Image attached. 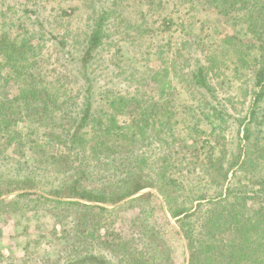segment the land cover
I'll list each match as a JSON object with an SVG mask.
<instances>
[{
	"label": "trees",
	"instance_id": "trees-1",
	"mask_svg": "<svg viewBox=\"0 0 264 264\" xmlns=\"http://www.w3.org/2000/svg\"><path fill=\"white\" fill-rule=\"evenodd\" d=\"M118 2H113L111 7L95 8L88 16L87 34L83 39L70 43L51 28L48 29L49 22L39 17L35 7L17 2L7 4L5 10L1 11L6 4L0 0V72L5 69L8 71L7 77L0 73V84L6 86L2 83L13 78L17 85V92L13 96L0 99V150L6 146L14 148V154L1 160L0 167L10 164L11 158L27 148L38 154L40 166L45 164L47 169H52L50 166H59L60 161H66L68 169L74 170L55 186L56 191L51 192L54 197L117 205L144 190H156L162 197V204L159 201L154 205L151 199L159 198L150 192L132 198L130 204L139 213L132 222V228L136 230L132 229L130 239H124L120 233L113 231L106 234L114 236L116 243L111 247L119 248L117 257L122 259L120 264H149L147 253L156 247L160 239L158 230L143 215L147 216L157 207L164 214L168 212L182 229L188 243L190 264H264V143L256 137L262 134L264 128V0H204V4H201L212 7L217 17L223 18L227 25L235 29V35L225 36L222 46L239 48L246 40H251L252 47L242 52L235 68L236 75L242 77L245 71L249 75L247 81L243 82L248 84L245 99L249 100L245 117L236 119L227 111L211 106L208 100L204 102L203 108L198 106V112L190 109L193 106H179L183 111L194 114L196 120L197 126L183 127L186 132L180 143L182 151L185 150L187 154L190 151L191 159L187 166L196 174L194 178L185 174L177 175L173 170L186 164V153H178L182 156L177 159L156 153L150 157L143 152L140 156L136 154L134 164L132 162L135 143L149 141L152 137L150 135L158 133L160 128L170 129L171 116L162 120L160 128L154 126L148 130L142 126V123H146L143 120L146 107L143 105V110L138 112L132 108L135 101L140 104L135 97L113 95L106 99L99 95L105 100L100 103L98 99L94 100L98 84V58L108 38L109 26L117 20L112 13L113 6ZM62 14L67 16L68 12L63 11ZM166 20L164 18L162 25L166 24V28L170 29L174 21ZM241 23L244 25L241 26ZM50 42L54 43L53 49L60 53L56 60L64 62L56 75L49 73V68H44L49 62L43 50H46V44ZM212 61L209 58L208 63L203 64L197 59L195 68L177 80L179 83L187 80L197 92L206 93L217 102L214 87L208 77L209 72L217 68ZM168 75L167 68L162 69V74H157L159 99H150L154 106L167 101L163 99L171 95L169 90L173 83L167 80ZM176 92L175 87L174 94ZM31 103L35 105L34 109ZM123 116H128L130 120L127 125L119 122V117ZM229 119L239 123V134L243 132L241 151L230 161L225 153L218 150L217 144L211 145L209 140L202 142L197 139L206 133L199 129L201 123H206L213 135ZM182 122L186 126V122ZM253 126L257 127L256 131ZM163 139L162 143H167ZM54 143L55 151L51 150ZM205 150L203 157L202 152ZM92 160L96 161L95 167L98 165L105 170L127 168L121 173L120 187L95 184L94 172L87 170ZM76 163L79 166L75 167ZM26 168L31 169L29 174H33L34 168L28 164ZM2 182L0 180V197L16 190L35 187L27 179L15 181L17 184L14 188L3 186ZM189 182H196L197 185L204 183L205 186L211 182L220 186V192L217 196L201 195L186 205L180 199ZM121 189L124 190L120 192ZM31 197L25 194L18 199L31 203L37 201ZM37 198L86 209L88 215H95L93 217L101 218L100 212H111L106 208L80 202H63L41 196ZM144 200L147 201V208L142 207ZM20 203L18 200H0V217L11 210L20 213ZM96 210L99 213H94ZM83 223V220H78L76 237L69 241L56 260H46L45 264H111L97 252H86L82 248L85 238L82 235L86 232L81 228ZM98 227L101 229L104 225L99 224ZM217 235H226L224 242L220 244ZM22 264L28 263L24 261Z\"/></svg>",
	"mask_w": 264,
	"mask_h": 264
},
{
	"label": "rangeland",
	"instance_id": "rangeland-1",
	"mask_svg": "<svg viewBox=\"0 0 264 264\" xmlns=\"http://www.w3.org/2000/svg\"><path fill=\"white\" fill-rule=\"evenodd\" d=\"M91 1L94 2L91 3ZM115 1L4 0L6 5H2L4 7L1 8V11L5 10L7 4L17 2H23L32 8L35 7L39 17L49 22L47 24L48 29L51 28L54 33L73 43L75 40L83 39L89 31L87 20L93 10L100 6L111 7ZM119 1L113 6L112 13L113 18L117 17V20L115 19L116 21L114 20L109 26L108 38L99 54L96 73L98 84L95 87L94 100L98 99L100 103L101 100L113 95L126 98L135 97L140 104L135 101L132 108L138 112L143 110V105L146 107L143 110V120L146 123H142V126H146L148 130H152L154 126L156 129L160 128L163 119L167 116L172 117L169 123L170 129L162 130L160 128L158 133L153 132L150 135L152 137L149 141L135 143L132 152L133 164L136 154L140 156L143 152H146L150 157L156 153L160 156L165 154L167 157L171 155L177 159L186 153L185 150L180 149L181 140L185 137L183 133L186 132L183 127L187 128V125H190L193 128L196 125V120L194 114H190V111H183L184 109L180 108V105L193 106L190 109L198 112L200 109L198 106L203 108L204 102L208 100L211 106L221 111H227L236 119L241 120L247 115L249 100L246 101L245 94L248 91V84H243V82L247 81L249 75L245 71L240 77L236 75L235 68L236 61L242 52L252 47L250 45L251 40H246L239 48L222 46L221 43L225 36L231 37L235 35L236 31L227 25L223 18L217 17L212 7L201 5L204 4V0H148V3L146 0ZM63 11L68 12V15L64 16ZM164 18H167L166 21L169 19L174 21L171 22L170 29L166 28V24L162 25ZM242 25L244 24L241 23ZM53 44L52 42L46 44L47 48L43 50V55L49 62L45 64L44 68H49L48 72L56 75L62 69L61 66L64 62L63 60H60L61 62L56 60L57 57H60V53L53 49ZM209 58L217 67L208 74L217 96V102L210 99L206 93L197 92L187 80L180 83L177 80L179 76H184L189 70L195 68L197 59H200L203 64H207ZM164 68L169 70L167 80L173 83L169 90L171 95L163 99L167 101H161L154 106L150 99H159L157 89H159L160 84L157 81V74L159 72L162 74ZM7 72L5 69L0 73L7 77ZM8 81L2 83L6 86L0 84L1 100L5 97H11L17 92V85L13 78L12 80L9 78ZM175 87L177 89L176 94H174ZM99 95H103L105 98H100ZM31 106L33 109L35 108L33 103ZM129 121L128 116L119 117V122L122 125H127ZM182 121L186 122V126ZM256 126L252 127L254 131L257 130ZM199 129L205 130L206 133L196 137L198 141L209 140L211 145L217 144L218 150L227 155V160L230 161L240 153V140L243 137V132L239 134V123L235 120L229 119V122L223 127L217 128L213 135H211L212 129L206 123H201ZM256 137L259 142L264 143V128L262 134H257ZM162 138L167 143H162ZM55 145L56 143L51 150H56ZM13 151V147L2 148L0 161L14 154ZM206 151L202 152L203 157H205ZM189 152L188 150V154L186 153V164L173 168V170L177 172V175L185 174L189 178H194L196 174L192 173V170H189L187 166L191 159ZM178 153L182 155L179 156ZM43 158L45 159V157ZM39 160L38 154L26 148L11 158L10 164L7 163L0 167V180H3V186L14 188L17 184L15 181L21 179H27L35 186L34 189L16 190L0 197L1 201L18 200L21 202L20 213H14L11 210L0 217V264H22L24 261L28 264H45L46 260H56L69 241L71 242L76 237L78 232L76 225L79 219L84 221L81 228L86 230L82 235L85 236L82 248H85L86 252L90 250L97 252L111 264H120L122 259L117 257L119 248L111 247L116 243L113 239L114 236H107L106 234L113 231L120 233L124 239H130L133 230H136V228H132V222L139 213L133 204H130L132 198L150 192L159 198V200L150 198L155 205L159 201L162 204V197L156 190L152 189L144 190L117 205L54 197L51 192L56 191L55 186L60 184L62 180L64 181V178H67L66 176L74 170L68 169L69 166L66 165V161H60L59 166L53 165L50 166L52 169H47L45 164L40 166ZM27 164L34 168L33 174H29L31 169L26 168ZM74 166L79 165L76 163ZM95 166L96 161L92 160L91 167L87 168V170L94 172L95 184L120 187L121 173L125 172L127 168L105 170L104 167ZM36 168L39 170L36 171ZM238 173H241V170H238ZM9 182L13 185H8ZM211 182L206 186L204 183L201 185H197L196 182L187 183L180 202L188 205L189 202L196 200L195 198L201 195L217 196L220 186ZM27 184L31 186L30 183ZM261 188L263 189L262 186ZM123 190L121 189L120 192ZM25 194H30L31 198L37 201L31 203L24 199H18L19 196ZM37 196L63 202H80L106 208L111 212L99 213V210H96L94 213H99L102 217H93L95 215H88L86 209L82 210V208L65 204L60 205L51 201L38 200ZM146 203L147 201L144 200L142 207L147 208ZM143 217H147L148 223L158 230L157 235L160 239L156 247L147 253L149 264H190L187 240L182 229L170 214L168 212L162 213L157 207L154 212H150L147 216L143 215ZM99 224L104 225V227L100 229ZM225 236L217 235L220 244ZM65 257L62 259L64 262L66 261Z\"/></svg>",
	"mask_w": 264,
	"mask_h": 264
}]
</instances>
